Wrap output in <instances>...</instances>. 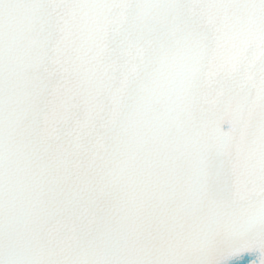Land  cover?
<instances>
[{"label": "snow or ice", "instance_id": "snow-or-ice-1", "mask_svg": "<svg viewBox=\"0 0 264 264\" xmlns=\"http://www.w3.org/2000/svg\"><path fill=\"white\" fill-rule=\"evenodd\" d=\"M0 264H264V0H0Z\"/></svg>", "mask_w": 264, "mask_h": 264}]
</instances>
